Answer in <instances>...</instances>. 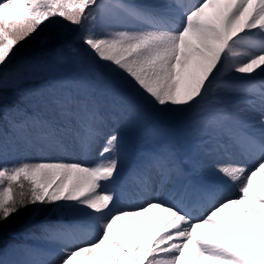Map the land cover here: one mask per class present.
Wrapping results in <instances>:
<instances>
[{
  "label": "snow or ice",
  "instance_id": "snow-or-ice-1",
  "mask_svg": "<svg viewBox=\"0 0 264 264\" xmlns=\"http://www.w3.org/2000/svg\"><path fill=\"white\" fill-rule=\"evenodd\" d=\"M92 6L96 15L88 12ZM175 9L183 11L159 0L143 5L0 0V157L10 144L63 150L69 134L87 153L104 138L108 120L142 118L140 106H123L127 97L94 69L39 88L9 83L8 63L19 43L56 17L76 26L89 20L80 39L100 61L129 78L162 111L175 116L195 112L206 155L235 149L246 160L258 161L251 170L244 164L218 169L233 183L243 181L240 196L222 200L201 217L159 200L121 209L109 189L119 181V161L127 149L112 132L95 164L41 160L0 167V240L11 230L13 217L30 205H58L57 210H84L89 227L100 229L96 240L66 248L59 264H264V0H199L190 8L176 0ZM105 23L127 26L97 34V24ZM244 44L256 51L237 60V47ZM228 73L242 76L225 79ZM101 82L115 97L101 93ZM10 89L19 97L11 106L4 102ZM146 135H158V128H148ZM173 167L168 153L152 156L147 165L163 179ZM139 178L145 186L150 183L147 171ZM81 231L79 225H41L39 235L27 234L37 243L26 247L27 258L18 264H56L39 259L51 253L38 245L75 244ZM0 264L7 262L0 259Z\"/></svg>",
  "mask_w": 264,
  "mask_h": 264
},
{
  "label": "rangeland",
  "instance_id": "rangeland-1",
  "mask_svg": "<svg viewBox=\"0 0 264 264\" xmlns=\"http://www.w3.org/2000/svg\"><path fill=\"white\" fill-rule=\"evenodd\" d=\"M88 12L96 15L95 6L88 9ZM122 25L119 23L97 24L95 31H115V29L120 30L127 26ZM109 26L112 28L109 29ZM88 27H90L89 20H85L80 26L68 24L59 17L46 22L37 33L19 43L14 49V54L8 63L9 83L17 84L22 89L39 88L48 81L58 80L79 71L94 69L112 82V87L116 92H121L127 97L126 101H121L123 106L129 103L140 106L142 118L131 124L128 123L127 127L116 132L123 139L127 150L120 157L119 181L114 188L109 190L115 191L118 206L121 209L137 208L159 199V201L186 207L193 216L201 217L222 200L238 198L240 196L238 186L243 181L233 183L227 178H215L212 172L205 173L202 160L212 153L206 155L201 150L205 137L198 129L195 112L181 116L170 115L169 112L162 111L159 106L152 103L142 92L135 90L130 80H125L121 74L112 71L111 68L114 66L100 61L82 42L80 37ZM99 89L105 97H115V92L109 88L108 84L101 82ZM4 96V102L9 106L19 102L14 89L6 91ZM12 116V113L8 114L9 118ZM120 120L121 122L119 119L108 120L103 130L121 128L118 126H122L123 118ZM180 122H183V128H179ZM154 126L158 128V135H146V130ZM65 144L66 148L63 150L41 146L26 148L23 144L15 146L10 144L5 155L0 157V167L41 160L68 161L77 152L79 158L84 159L87 164H95L98 159H102L99 156L100 151L87 153L81 151L73 142L71 134L68 135ZM160 153L171 154L174 163L173 170L167 179H163L155 170L147 168L150 158ZM257 163L258 161H254L251 169ZM142 171H147L150 176V183L147 186L142 184L139 178ZM179 173L181 176L178 175ZM257 180L259 182V178ZM104 183L111 185L112 182ZM207 193H212V195ZM57 209L58 205H30L19 215L13 217L14 221H29L30 225L17 230L20 231L18 238L0 253V259L6 261L7 264H18L26 259V247L37 243L27 234L39 235L40 226L43 224L63 225L69 228L79 225L84 230L77 234L75 244L38 245L47 248L51 253L50 256H42L39 259L54 260L56 264H59L66 248L80 246L98 238L97 234L100 229L98 225L89 227L92 222H89L83 215L84 210L74 212L70 209ZM52 218H56V222L47 221ZM11 245L21 247L12 248Z\"/></svg>",
  "mask_w": 264,
  "mask_h": 264
},
{
  "label": "bare ground",
  "instance_id": "bare-ground-1",
  "mask_svg": "<svg viewBox=\"0 0 264 264\" xmlns=\"http://www.w3.org/2000/svg\"><path fill=\"white\" fill-rule=\"evenodd\" d=\"M125 2H130V3H133V4H137V5H143V4H147L146 1L144 0H125ZM111 24H114V23H111ZM118 25V24H117ZM124 25V24H123ZM122 25V26H123ZM115 26V25H114ZM121 26V25H120ZM108 27V26H107ZM116 27V26H115ZM126 27V26H125ZM112 28L109 26V29ZM114 28V27H113ZM120 29V27H118ZM124 28V27H123ZM115 29V28H114ZM113 29V30H114ZM116 30V29H115ZM112 31V30H111ZM97 34H104L105 31L103 30H96ZM123 77H125V80H129V78H127L124 74H121ZM126 106V105H124ZM158 112V111H157ZM163 114V113H161ZM166 114V113H164ZM170 115H173L172 113H168ZM110 121V120H109ZM119 121L121 122L120 118H119ZM128 123H133L132 120H126V119H123V123H122V126H118V127H121V128H117L115 127L114 128H111V129H105L103 130L104 132V138H106L107 135L111 134L112 132H117L118 130L120 129H123L125 127H127ZM116 124V123H115ZM129 124V125H130ZM104 138H101L98 143L96 144L97 146L94 147L91 151L92 152H99L104 144ZM233 150V151H232ZM230 151V149H221V150H218V151H215V152H212V154L210 156H207L205 158H203L202 160V163H203V169L205 171L206 174H208L209 172H212L214 173V177L215 178H218V179H223L225 177L222 176V174L218 171V169L221 167V166H225V165H236V164H244L246 165L249 169H251L252 165L254 164V161L255 160H252V161H249V160H246L244 157H242L240 155V153L235 150V149H232ZM79 151V150H78ZM80 152V151H79ZM99 160V159H98ZM68 161H84V159H81L79 158V153L77 152L75 155H72L71 158L68 160ZM196 162V161H195ZM179 176H181V173L178 174ZM161 186V185H159ZM158 199V198H157ZM159 200V199H158ZM170 201V200H169ZM168 201V202H169ZM164 202V201H163ZM167 202V201H166ZM138 206V205H137ZM87 243V242H86ZM9 264V263H8ZM15 264V263H14Z\"/></svg>",
  "mask_w": 264,
  "mask_h": 264
},
{
  "label": "trees",
  "instance_id": "trees-1",
  "mask_svg": "<svg viewBox=\"0 0 264 264\" xmlns=\"http://www.w3.org/2000/svg\"><path fill=\"white\" fill-rule=\"evenodd\" d=\"M11 224H12L11 230L9 232H6L5 235L3 236V239L0 240V253L6 249V247L8 246L10 242L16 239L13 236L15 232H17L18 229L22 230L23 228H26L27 226L30 225L29 221H23V220L21 221L12 220Z\"/></svg>",
  "mask_w": 264,
  "mask_h": 264
}]
</instances>
